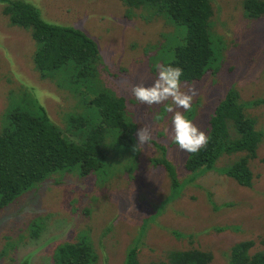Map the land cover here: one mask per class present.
Returning a JSON list of instances; mask_svg holds the SVG:
<instances>
[{
  "label": "rangeland",
  "instance_id": "obj_1",
  "mask_svg": "<svg viewBox=\"0 0 264 264\" xmlns=\"http://www.w3.org/2000/svg\"><path fill=\"white\" fill-rule=\"evenodd\" d=\"M29 1L41 8L45 19L92 33L102 50V78L126 99L132 122L139 129L147 126L152 141H171V114L165 109L159 118L165 105L141 104L125 85L153 83L158 75L155 67L163 60L150 59L148 64L142 60L156 47L158 53L178 27L146 9H127L122 0ZM244 1L211 0L213 30L226 51L224 62L218 75L182 84L183 89L197 90L192 120L203 131L214 105L229 88L235 87L243 101L264 98V17H248ZM35 45L29 31L10 24L0 5V130L10 99L23 93L35 97L63 130L68 114L78 105L72 93L40 78L34 65ZM249 112L264 131V107ZM140 153L143 163L131 177L124 174L127 162L120 150L112 149L102 175H54L1 210L0 264H21L27 256L30 264H51L58 246L75 242L80 234L90 237L98 264H124L143 228L141 264H166L170 251L190 248L212 253V264H228L231 248L247 240L254 241L252 253L264 252V140L250 164L251 187H242L217 171L191 179L184 166L185 152L173 145L169 154L185 184L174 201L168 199L169 180L150 164L159 152L150 145ZM240 156H223L216 167L230 166ZM35 219L43 223L38 238L30 236ZM174 231L193 239H177Z\"/></svg>",
  "mask_w": 264,
  "mask_h": 264
},
{
  "label": "trees",
  "instance_id": "obj_2",
  "mask_svg": "<svg viewBox=\"0 0 264 264\" xmlns=\"http://www.w3.org/2000/svg\"><path fill=\"white\" fill-rule=\"evenodd\" d=\"M122 1L127 9H146L153 17L179 28L158 53L157 47L154 48L143 63L161 57L163 64L170 62L182 68V84L192 85L208 75H218L226 51L221 36L213 30L211 0ZM0 5L4 6V16L12 26L30 32L36 43L34 65L40 78L53 81L58 89L67 90L78 99L77 107L67 116L64 130L31 94L10 99L0 130V211L54 175L77 174L81 178L102 175L108 168L112 149L120 150L127 162L124 174L128 177L135 174L137 166L143 163L141 153L133 151L139 125L132 122L126 99L117 95L102 78L104 60L99 40L84 28L45 19L41 8L29 0H0ZM243 8L251 19L264 17V0H245ZM155 70L158 73V68ZM257 107H264V98L243 101L235 87L227 90L214 105L204 128L209 138L207 146L195 154L185 152L184 166L191 173V179L217 171L242 187L252 186L250 164L257 158L264 140V131L258 129L249 112ZM165 113L163 106L159 118ZM185 113L192 120L195 107ZM150 145L159 152L150 164L169 180L168 199L174 201L185 188L179 178V165L171 159L172 153L169 154L175 144L151 140ZM236 154L242 156L235 163L216 167L223 156ZM42 224L40 219L32 222V238L41 235ZM172 235L177 239H193L192 235L178 231ZM143 237L144 228L138 241L128 249L124 264H141ZM253 248L251 240L235 244L228 264H264V252L252 253ZM213 259L210 252L190 248L170 251L166 264H212ZM30 260L31 256H27L21 264H30ZM98 263L93 243L86 234H80L75 242L58 246L51 262Z\"/></svg>",
  "mask_w": 264,
  "mask_h": 264
},
{
  "label": "clouds",
  "instance_id": "obj_3",
  "mask_svg": "<svg viewBox=\"0 0 264 264\" xmlns=\"http://www.w3.org/2000/svg\"><path fill=\"white\" fill-rule=\"evenodd\" d=\"M157 68L158 75L151 85L145 86L140 83L125 86L141 104L165 105L166 111L171 114L172 143L176 144L181 151L195 154L206 147L209 140L206 132L184 115L191 110L197 90L194 87L182 88L181 77L184 75L182 68L174 67L170 62L159 64ZM168 101L171 103H166ZM151 140L152 132L147 126L138 129L133 151H145L146 147H150Z\"/></svg>",
  "mask_w": 264,
  "mask_h": 264
}]
</instances>
